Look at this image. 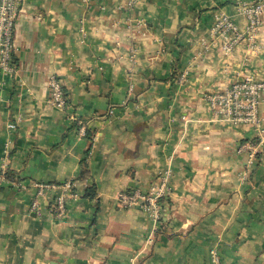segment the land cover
<instances>
[{
	"label": "crops",
	"instance_id": "1",
	"mask_svg": "<svg viewBox=\"0 0 264 264\" xmlns=\"http://www.w3.org/2000/svg\"><path fill=\"white\" fill-rule=\"evenodd\" d=\"M128 1L20 0L15 71H0V164L8 151L23 187L0 179V264H212L211 248L221 264H264V152L247 169L238 149L256 132L213 117L206 101L263 76L264 29L256 51L244 39L227 54L209 31L221 13L245 26L237 0ZM51 75L66 112L48 103ZM258 109L264 117V99ZM164 170L158 222L117 205L119 191ZM68 180L78 198L64 217L53 216L59 189L31 208L32 183Z\"/></svg>",
	"mask_w": 264,
	"mask_h": 264
},
{
	"label": "built area",
	"instance_id": "2",
	"mask_svg": "<svg viewBox=\"0 0 264 264\" xmlns=\"http://www.w3.org/2000/svg\"><path fill=\"white\" fill-rule=\"evenodd\" d=\"M134 0H129L132 5ZM237 10L243 14L246 24L243 28L237 27L231 18L224 13L215 14L210 36L219 43L224 53H231L236 45L246 39L249 50L256 51V37L260 30L264 29V0H237ZM20 0H0V71L11 74L15 71L13 64V33L15 22L19 13ZM180 78H183L181 75ZM49 98L48 103L52 107L66 112L68 108L66 92L59 79L51 75L48 79ZM264 99V74L256 79L250 75H241L224 88L210 92L207 97L209 112L213 117L229 122L233 125H248L256 132V141L242 144L239 151L247 152L246 168L249 169L257 160V156L264 152V117L259 114V105ZM68 119L78 127L81 137L85 136V123L71 114ZM184 119V117H182ZM13 128V125H10ZM8 151H5L0 164V179L15 189L23 187V182L7 174ZM171 173L164 170L156 175L146 189H133L131 191H119L116 195L117 205L120 208H137L148 218L158 222L162 216L161 204L170 194L169 179ZM246 174H243V179ZM35 191L31 208H38L39 199L46 193L59 189V194L54 200L53 216L61 219L66 213L68 201L78 198L75 191V182L68 180L57 186L53 183H32ZM212 264H221L220 256L215 248L209 250Z\"/></svg>",
	"mask_w": 264,
	"mask_h": 264
},
{
	"label": "trees",
	"instance_id": "3",
	"mask_svg": "<svg viewBox=\"0 0 264 264\" xmlns=\"http://www.w3.org/2000/svg\"><path fill=\"white\" fill-rule=\"evenodd\" d=\"M83 167H85V166L83 165ZM83 171H84V172L82 173V176L86 175V170L83 169ZM7 174L10 175L8 172H7ZM87 193H89V195H92V193H93L92 188H89V189L87 190ZM89 195H88V196H89Z\"/></svg>",
	"mask_w": 264,
	"mask_h": 264
}]
</instances>
